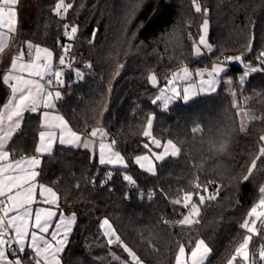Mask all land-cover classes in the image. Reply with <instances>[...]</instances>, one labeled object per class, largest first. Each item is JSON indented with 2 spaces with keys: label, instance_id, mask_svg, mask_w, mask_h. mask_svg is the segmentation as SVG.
Wrapping results in <instances>:
<instances>
[{
  "label": "trees",
  "instance_id": "1",
  "mask_svg": "<svg viewBox=\"0 0 264 264\" xmlns=\"http://www.w3.org/2000/svg\"><path fill=\"white\" fill-rule=\"evenodd\" d=\"M21 1L31 8L25 40L51 49L56 65L69 46L58 112L82 137L102 129L127 165H100L82 147L57 146L42 158L38 182L56 191L64 214L76 217L61 263L133 264L127 245L140 263L173 264L181 246L189 253L201 240L211 249L204 264H228L246 235L240 225L264 190V0H197L199 13L193 0H64L72 5L64 19L54 12L59 0ZM203 20L209 22L210 50L194 57ZM63 25L77 28L72 40ZM225 56H241L257 68L240 78L243 68L230 65L215 93L161 108L159 92L175 69L226 63ZM239 108L260 117L242 130ZM38 120L24 119L10 145L16 156L36 155ZM166 141L177 155L153 158L154 175L141 171L135 158L161 151ZM188 195L193 202L204 198L189 226L179 223ZM104 219L122 244H108L100 228ZM260 233L264 240V229ZM21 260L32 264L27 253Z\"/></svg>",
  "mask_w": 264,
  "mask_h": 264
},
{
  "label": "snow or ice",
  "instance_id": "2",
  "mask_svg": "<svg viewBox=\"0 0 264 264\" xmlns=\"http://www.w3.org/2000/svg\"><path fill=\"white\" fill-rule=\"evenodd\" d=\"M17 3L18 0H0V28L7 24L9 30H14L13 25L17 17L15 6ZM193 3L195 4V11L201 12V7L197 3V0H193ZM5 6H7V11L5 10ZM71 7V4H65L64 0H59V3L54 8V12L59 16L62 11L67 12ZM207 27L208 22L205 20L203 24L205 32L207 31ZM65 29V37L69 41L72 40L77 33V28L71 27L70 31H68V25H65ZM200 43L201 45H207L203 35L201 36ZM68 48L69 46L66 45L64 48L65 52L68 51ZM197 53H199V49ZM261 56H264V53H261ZM52 58L53 53L47 48L37 47L33 60L25 63L22 69L23 73L27 74V77L23 74L18 81L14 80L11 86L9 85L7 76L3 78L4 83L10 86L12 94L20 95V103L23 109L20 113L21 115H24L26 112L35 114L41 108L54 109L55 102L61 98L60 91H56L53 95L45 87V84L41 83V81L45 80L46 76L49 77L45 82L48 86L64 83L62 79L64 73L62 71H55L53 73L52 71ZM228 59L231 60L233 58L230 57ZM234 59L238 61L241 57H235ZM59 64H65L64 56H60ZM189 75L187 69H184V75L180 78L187 79ZM53 76L55 80L51 78ZM36 77L39 79H35ZM149 79L152 84H156V77L154 75L149 77ZM187 99L188 97L185 96V100ZM46 116L48 117L47 119H45ZM149 124H151V121H149ZM43 127L46 130L39 132V145L35 148L37 154H50L53 150V144L57 140L60 145L82 146L84 149L89 147L88 142L82 141L81 136L69 128L67 121H64L58 115L49 116L48 111L43 112ZM98 135L104 136L106 134L102 129L91 131L92 137ZM5 147L6 145H0V149H4ZM172 154L175 155V152ZM135 162L141 168H144L145 164H147L148 166L145 168V171L154 174V167L146 157H137ZM99 163L101 165L127 166L124 157L119 151H113L112 146H106L103 143L100 144ZM41 165L42 159L38 155H33L28 159L10 161L9 152H0V213H2L0 217L6 218V220L0 218V264H22L21 258L17 257L14 260H10L5 253L6 246L8 249H13V245L18 247L20 253H24L27 246L34 253L33 259L35 260V264H41L42 257L45 260V264H47L49 256L57 257L54 264H61L58 257L65 250V245L68 243L69 235L72 231L71 225L75 222L76 217L64 218L61 216L53 225V220L57 216V212L53 210V207H38L33 211L32 205L37 203V189H39V196L41 197L40 203L49 206L57 205V193L53 191V188L44 184H37ZM123 179L134 183L131 176L125 175ZM11 213L14 214L10 215ZM193 216H199V212L195 207L193 208V214L188 217L187 221H180L179 223L181 225L185 223L191 224ZM248 216L253 219L250 221L245 220L240 227L246 229L247 232L255 233L257 231V221L259 220L261 223H264V220L261 219L264 217V199L250 210ZM30 220L32 221L31 231ZM100 228L105 230L104 235L108 237L107 242L109 245L114 243L122 244L120 237L116 235L108 219H104L100 223ZM50 229L54 230L50 232ZM10 232H14V237L9 235ZM46 235H50V239L45 238ZM29 238L30 242L26 245V241H29ZM123 247L133 264H140L136 254L127 245H123ZM210 252V247L204 241H197L195 248L191 252V264H203ZM184 253L185 248H181L177 255L176 264H186ZM14 254L15 251L13 250ZM237 256L245 260L249 258L246 244L238 246L235 255L231 257L228 264H232Z\"/></svg>",
  "mask_w": 264,
  "mask_h": 264
},
{
  "label": "crops",
  "instance_id": "3",
  "mask_svg": "<svg viewBox=\"0 0 264 264\" xmlns=\"http://www.w3.org/2000/svg\"><path fill=\"white\" fill-rule=\"evenodd\" d=\"M26 4L27 3H25L21 0H18L17 5L15 6L16 10H17V17H16L15 23L13 25L14 30H9L7 24H5L4 27L0 28V145H6V147L4 149H0V152H9L10 161L28 159V158L32 157V156H29V157L16 156V157H13V154H15L16 152L12 151V149L10 148V145H11V142L13 141V138L21 132L24 119L26 118L27 115H38V118H39V120H38L39 131L37 133V140L35 143V148L39 145V132L46 130L43 127V112L48 111L49 116L50 115H58L59 117H62L64 121H66V119L57 110V101L55 102L56 105H55L54 109L41 108L35 114L30 113V112H26L24 115H21L20 113L22 112L23 109H22V105L20 103V95L19 94H12V92H11L10 86L14 80L18 81L23 76V74L27 77V74L23 73L22 69H23L25 63H28L31 60H33V58L35 56L36 48L37 47L46 48L43 46L34 45L22 37L21 33L28 28L30 20H31V13L30 12L25 13V11H24V7L26 6ZM5 10L7 11V6H5ZM29 45H31V47H29ZM47 49L53 53L52 71L54 73L55 71H58L59 69H62V68H59L58 65H56L54 52L49 48H47ZM5 76H7L10 86L6 85L4 83L3 78ZM48 78L49 77L46 76L45 80L41 81V83L45 84V87L49 91H51L52 94L54 95L55 92L58 91V89H56L57 85L53 84L52 86H48L45 83ZM51 78L53 80H55L54 76ZM35 79H39V78L36 77ZM47 118L48 117L46 116L45 119H47ZM68 127L71 128L69 126V124H68ZM17 129H19V130L17 131ZM14 132H16V133L14 135H12ZM78 135H80V134H78ZM81 140L88 142L89 147L87 148V150L90 152L91 157L97 159L98 163H99V157H100V144L103 143L106 146H110L109 145V136H106V135H104V136L98 135L96 137H92L90 134L89 136H86V137L81 136ZM57 146L69 147V148L82 147V146L60 145L58 140H57L53 144V150L50 154L41 155V154L36 153V155L40 156L41 159L44 156L52 155ZM137 157H146L148 159V161H150L151 165L154 167V174H156V165H155V161L153 158H151L147 154H142V155H139ZM136 158H135V161H136ZM135 164L137 165V167L141 171L148 173V174H151V175H154L153 173L145 171V168L148 166L147 164H145L144 168H141L136 162H135ZM105 165H107V164H105ZM107 166L113 167V168H121V169L126 168L123 165H117V166L107 165ZM37 184L38 185L41 184L38 182V177H37ZM45 186H47V185H45ZM53 191H55V190L53 189ZM36 200H37V203L32 205L33 211H35V209L38 207H53V210H55L57 212V216L53 220V225L61 218V216H63L64 218H70V217L74 216L73 214H64L59 209V196H58V194H57V205L56 206H49V205L40 203L39 201L41 200V197L39 196V189H37ZM12 214H14V213H11L10 215H12ZM0 218H3V217H0ZM3 219L6 220V218H3ZM33 219H34V216H33ZM31 222L32 221L30 220L29 221L30 231L32 230L31 229ZM74 224H75V222L71 225L72 230H73ZM52 230H54V229H50V232ZM71 233H72V231H71ZM71 233H70V235H71ZM14 235H15L14 232H10V236L14 237ZM70 235H69V237H70ZM45 238L50 239V235H46ZM6 239H7V237H6ZM28 242H30V238H29V241H26V245ZM66 245H65V247H66ZM13 250L15 251L14 255H13ZM5 253L9 257L10 260H14L17 257L21 258L24 254L27 253V256H29V261L32 264H35V260L33 259L34 253L27 246L25 248L24 253H20L18 250V247L16 245H13V249H8L6 246ZM61 254L62 253H60V255L58 257L59 259H60ZM55 259H57V257L49 256L47 258V264H54ZM22 264H25V263L22 261ZM41 264H45V260L43 257L41 260Z\"/></svg>",
  "mask_w": 264,
  "mask_h": 264
},
{
  "label": "rangeland",
  "instance_id": "4",
  "mask_svg": "<svg viewBox=\"0 0 264 264\" xmlns=\"http://www.w3.org/2000/svg\"><path fill=\"white\" fill-rule=\"evenodd\" d=\"M194 7H195V4H194ZM24 11H25V13H27V12L31 13L30 3L26 4V6L24 7ZM204 21L205 20L202 21L201 26H200L199 37L196 40V42L193 44L192 54L194 57H199L202 54H204L205 52L208 53L210 50V43L208 41L209 22L206 20L208 22V27H207V31L205 32L203 29ZM72 27H74V26H72ZM70 28L68 29V31H70ZM202 35L205 37L207 45H201L200 39H201ZM198 49H199V53H197ZM236 57H241V56H236ZM232 58L233 59L229 60L226 63H224L223 60L218 61V62H213L209 67H196L194 69H191L187 65H182L181 67L175 69L172 72V74L170 75V77H168V79H167L169 81V85L168 86L163 85L161 91L159 92L158 97L163 100V101H161V108L167 107L168 105H170L173 102L181 101L183 103H188L198 96L215 93L218 86H219V83L221 81V74L224 71H226L230 67V65H239L243 68V73L240 75V78L248 76L252 71L256 70V68H257V65L250 63V62H244L242 60V58L238 61L234 59L235 57H232ZM64 65H66V64H64ZM67 67H68V65H66V67H64L62 69H59L58 71H62L64 73L65 68H67ZM184 69H187L188 73L190 74L187 79H181L180 78L181 76L184 75ZM151 76H153V75H151ZM226 82L230 83L231 80H229L227 78ZM63 84L57 85L56 89L62 87ZM151 85L154 87L159 86V81H158L157 77H156V84L154 85L151 82ZM185 96L188 97L187 100H185ZM237 117H238V122H239L240 128L242 130H244L250 121L259 119L260 114L254 110H251V109L239 108L237 110ZM149 121H151V124H149ZM149 121L147 122V125L145 128V134H150V132H151V127H152V117L151 116H150ZM173 152H175V155L172 154ZM177 153H178V150L175 147V145L170 141H166L165 144L163 145L161 151H153L151 153H145V154H147L151 158H154V159H157L160 161L162 159L167 158L168 156L174 157L177 155ZM260 154L264 155V134L261 135ZM185 198L186 199L184 200V204L187 206V211H186V213H184L182 215L180 221H187L188 217L193 214V208L194 207L199 212V206L204 200L203 196H199L198 202L190 201V195L185 196ZM262 199H264V190H262L260 192V195L257 197L256 202L253 205H251V207L249 208L248 213L250 212V210L253 207L258 205V203ZM192 218H193V222L191 224L185 223L183 225H188V226L192 225L196 221L197 216H193ZM251 219H253V218H250L247 214L246 220L250 221ZM261 219L264 220V217H262ZM261 226H262V223H261V221L258 220L256 223L257 231L255 233L247 232V230L245 229L246 235H245L244 240L241 242V244L247 245V251L249 252V258L247 260H245L242 257L237 256L236 259H239L241 264H264V259H262V257H264V240L259 239V237H258L259 234H261L260 233L262 230ZM112 229L114 230L113 227H112ZM104 231L105 230L103 229V232ZM106 238L108 240V237H106ZM113 239H114V237H113ZM199 241H201V240H199ZM253 241H254V243H253ZM181 248H183V246H181L179 248L178 252L176 253V257H175L173 264H176L177 255L179 254ZM194 248H195V246L192 248V250ZM192 250L189 253H186V251L184 253V259H185L186 264H191V252H192ZM236 251H237V249L235 250L234 255H235ZM208 256H209V254H208ZM207 258H206V260H207ZM206 260L203 262V264L206 262ZM140 264H143V263H140ZM232 264H235V261H233Z\"/></svg>",
  "mask_w": 264,
  "mask_h": 264
},
{
  "label": "built area",
  "instance_id": "5",
  "mask_svg": "<svg viewBox=\"0 0 264 264\" xmlns=\"http://www.w3.org/2000/svg\"><path fill=\"white\" fill-rule=\"evenodd\" d=\"M65 16H66V12H61V14L58 16L60 19H64L65 18ZM62 32H63V35H64V37H65V31H66V29H65V25H63L62 26ZM68 30V29H67ZM66 38V37H65ZM62 56H64L65 57V64L66 65H68V67L67 68H69L70 66H71V61H70V53H69V48H68V51L67 52H65V50L63 49V52H62ZM229 57L228 56H225L224 57V61H226V62H228V59ZM70 64V65H69ZM66 65H58V67L59 68H64V67H66ZM165 85H169V82H165ZM13 157H16V155L15 154H13ZM131 187H133V185H131ZM0 215H2V213H0ZM9 235H10V233H9ZM123 264H128V263H123Z\"/></svg>",
  "mask_w": 264,
  "mask_h": 264
},
{
  "label": "water",
  "instance_id": "6",
  "mask_svg": "<svg viewBox=\"0 0 264 264\" xmlns=\"http://www.w3.org/2000/svg\"><path fill=\"white\" fill-rule=\"evenodd\" d=\"M203 189V188H202ZM261 229H264V223H262Z\"/></svg>",
  "mask_w": 264,
  "mask_h": 264
}]
</instances>
